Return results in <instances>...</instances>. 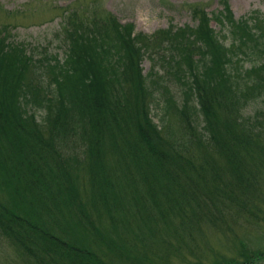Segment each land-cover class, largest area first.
Listing matches in <instances>:
<instances>
[{
  "label": "trees",
  "instance_id": "trees-1",
  "mask_svg": "<svg viewBox=\"0 0 264 264\" xmlns=\"http://www.w3.org/2000/svg\"><path fill=\"white\" fill-rule=\"evenodd\" d=\"M226 2L227 0H219L220 9L212 12L205 11L200 6L191 8L190 15L197 21L193 26L188 23L176 27L167 26L166 29L155 30L151 35L133 32L131 23L120 24L112 14V36L107 35L105 27H93L90 30L83 25L74 26L75 11L74 14L70 11L69 16L73 19L67 23L71 30L65 34L67 41L62 59L53 56L45 60L34 59L32 54H26L20 42L8 39L5 34L6 25H1L0 118L10 106L14 110L23 106H35L45 110L49 126L58 123L70 126L73 124L69 120L73 119L72 114L76 110L78 118L73 119L74 124L78 123L76 126L85 129L89 139L91 135V150L88 149L85 156L90 164L84 170L91 173L92 196L101 195L100 202L96 205L100 210L110 211L116 204L109 201L112 194L120 200L130 195V202L134 203L135 210L140 214L138 221L153 224L170 214L181 216L186 210L189 212L186 207L191 204L199 207L204 203L200 199L201 195H206L211 201L226 197L232 203L231 197H236L233 191L235 185L240 193L245 191L241 184L256 185L258 188L261 185L258 175L264 172V166L258 172L260 166L257 163V157L264 155V107H255L254 115L245 112V106L252 103L253 97L264 98V13L249 11L246 16L235 19ZM212 20L219 26L218 31L209 26ZM227 38L230 40L228 44L225 43ZM243 48L248 51V57L250 51L258 63L240 70L241 60L237 54ZM156 56L168 67L164 69L166 78L153 69L154 65L151 68V74L156 79L160 77L161 81H149L155 87L154 90H158V98L152 95L151 88L145 81L146 76L143 78L138 74L137 65L138 60L144 57H148L152 63ZM43 75H48L46 78L49 84L41 86L39 79ZM168 81L179 86V97L176 98L170 87L164 84ZM118 86L122 87L119 96ZM49 90H53V93L47 96ZM137 92L144 101L141 110H136L139 105V102H135ZM159 98L163 101V114L172 109L173 115L182 118L185 127L177 125L183 128L186 139L190 140L194 136L204 146L201 157H207L210 162L217 158L220 162L219 165L210 166L212 174L206 173L209 167L205 160L204 164H196L197 160L194 161L193 157L183 152L186 149L184 139L181 140L173 130L165 132V128L170 127L153 124L146 116L151 110L148 109L150 103ZM191 110L202 115L200 128L193 125ZM232 114L239 120L238 124L229 122L226 118V115ZM260 114L261 118L258 117ZM5 127L2 126L4 140L9 145L8 148L13 149V153L17 151V162L28 155L26 151H22L25 143L32 145L36 139L41 140L38 133H32L27 127L16 129L19 130V137L8 140L9 130ZM25 130L29 132L25 133ZM56 132L63 135L69 133L67 130ZM82 133L84 132L81 130L79 134ZM32 140L34 141L31 143ZM103 143L101 151H97L98 144ZM206 147H215L216 155L212 154V150H205ZM254 151L256 157L252 154ZM100 152L102 154L98 157ZM115 152L111 161L110 154ZM52 153L50 159L58 161L55 170L59 174L54 182L60 188H51V193H56L57 202L62 194L70 195L72 199L80 198L72 182L70 163L63 159L58 150L53 149ZM107 156L109 157L103 159ZM2 158L0 153V159ZM92 162L97 167L100 166L93 172ZM109 164L112 166L103 171L102 168ZM38 166L40 165L33 166V174L40 170L41 167ZM5 169L6 167L0 166V181L9 178ZM236 169L245 175L240 182L232 174L231 177L225 174L226 171L233 172ZM251 177L257 179L251 181ZM65 184L68 185L64 187ZM2 186L3 192L8 190L5 194L12 190L7 184ZM27 189L28 186L21 185L16 186L13 191L22 195ZM253 200L254 197L251 196L247 201L253 203ZM234 202L237 203V200ZM4 204L0 200V222L7 223L6 234H13L18 241L26 236L25 229L20 226L22 218H19L18 213L11 215L9 211L13 208ZM57 206L60 209L56 215L60 213L63 219L62 205L57 203ZM253 207L247 213L264 219V208ZM259 211L261 214L257 213ZM190 212L187 217L194 221L182 219V225L188 229L191 224L200 223V217L195 215V211L191 209ZM238 212L239 210L236 214ZM75 214L80 219L86 218L84 206H80ZM201 217L210 219V223L215 222L213 215L206 213ZM93 218L92 216L91 219ZM102 218L104 224L100 220L98 223L88 221V225H92L88 236L91 234L97 241L105 236L111 244L109 237L101 232L102 227L109 225L111 217ZM236 239V255L219 256L218 261L219 257L215 256L209 264H264L263 248H251L243 239ZM32 244L39 245L36 241ZM177 248L174 247V250ZM121 249L127 255L126 246ZM79 251L80 255H87V264H105L92 259L88 249L83 247ZM157 252L150 257L142 256L135 264L170 263L168 253L162 250ZM20 253L23 257L29 255L26 250H21Z\"/></svg>",
  "mask_w": 264,
  "mask_h": 264
},
{
  "label": "rangeland",
  "instance_id": "rangeland-1",
  "mask_svg": "<svg viewBox=\"0 0 264 264\" xmlns=\"http://www.w3.org/2000/svg\"><path fill=\"white\" fill-rule=\"evenodd\" d=\"M226 3L231 8L235 19H238L239 16H246L249 11L264 13V0H227ZM196 6L212 12L220 9L221 4L219 0H93V2L92 0H0V26L6 25L5 34H8V38L14 42L21 41L23 48L27 53L32 54L34 59L45 60L52 56L62 59L67 41L65 34L71 30L67 23L73 19L69 16L70 11L73 14L75 11L74 26L83 25L90 30L93 27L101 29L105 27L107 35L112 36L110 35L112 33L110 14H112L120 24L132 22L133 32L151 35L155 30L166 29L167 26L176 27L186 23L193 26L197 21L193 20L190 14L191 8ZM215 23L212 20L209 26L218 31L219 26H216ZM229 41V38L225 39L226 44ZM242 50L237 54L241 60L240 70L248 69L251 64L258 63L250 51L248 57V51L244 48ZM158 57L153 58L154 62L152 63L148 57L138 60L137 63L138 74L143 78L144 75L146 76V84L150 86L154 98H158L160 94H158V90H154L155 87L150 85L149 81L153 83L161 81L160 77L156 79L151 74L152 65H154L153 69L158 70V73L165 78L164 69L168 68L167 64ZM46 77L48 75H43L39 79L42 82L41 86L49 84ZM164 84L170 87L176 98L179 97L177 84L170 81ZM114 90L116 91L115 88ZM121 90L122 87L118 86V96ZM125 90L126 87L123 91ZM44 91H46L45 86ZM49 91V94L53 93V90ZM136 97L135 102H139L136 110H141L144 101H142L139 92L136 93ZM261 106L264 107V98L253 97L252 103L245 106V112L253 114L254 108H261ZM11 107L2 113L4 115H1L0 118V125H5V128L9 130L8 140L19 137V130L16 129L23 127H27L32 133H38L41 140L35 138L34 143H32L34 140L31 141L32 145L25 143L22 151H26L28 155L24 156L25 159L17 162L15 159L17 151L14 149L13 153V149L8 148L9 145L4 140V129L0 126V153L3 156L0 159V166L6 167V175L9 177L0 181V200L8 208H13L9 211L11 215L19 214V218H22L20 226L26 231L24 232L26 236L17 241L13 234L10 236L6 234L7 223L0 222V229L3 231L0 230V264H87V255L78 253L83 247L88 249L92 259H98V262L100 260L105 264H135L142 256L150 257L158 253L157 250L168 253L169 264H209L213 262L215 256L236 255V238L243 239L248 247L264 249V219L258 215L250 216L247 213L249 208H254L253 205L264 208V172L257 174L258 182L261 181L258 188L256 185L241 184L245 191L240 193L237 190L238 186L235 185L233 191L236 197H231L232 203L227 201L226 197L211 201L206 195H201L200 199L204 203L199 207L194 204L187 206L186 209L189 212L186 210L181 216L170 214L164 220H158L157 223H140L138 221L140 214L135 210L134 203L130 202L132 199L130 195H126L122 200L113 194L109 196V201L113 204L116 203L110 211L100 210L96 206L100 202L101 195L92 196L91 173L84 170L90 164L89 160H85V156L88 154V149L91 150V135L89 139L86 137L87 131L76 126L78 123L74 124L73 119L78 118L76 110L73 111V119L69 120L73 125L63 126L62 123H58L51 127L45 110L37 109L35 106H23L18 110ZM148 109H151L149 110L150 116L149 113L146 116L150 118L151 122L158 126L165 124L164 127H170L165 128L164 131L173 130L178 137H181V140L184 139L186 149L183 152L193 157L194 161L197 160L196 164H204L205 160V164L209 167L206 173L212 174L213 170L210 166L219 165L220 162L216 160L217 158L210 162L207 157H201L204 146L194 136L190 140L186 139L187 136L183 134V128L180 127L181 125L185 127L182 118L175 116L176 114L173 115L172 109L169 113L163 114L164 105L161 98L153 100ZM69 111L71 112V110ZM191 112L193 125L200 128L202 115L193 113L192 110ZM258 117L261 118V114ZM226 118L232 123L238 124L239 122L234 114L226 115ZM64 130L69 133L63 135L56 132ZM81 130L84 133L79 134ZM29 131L25 130V133ZM197 136L200 137L199 133ZM104 144H98L96 150L100 149L101 151ZM53 149L58 150V153L63 155V159L70 163L72 182L75 184L74 188L80 194V198L72 199L70 195L62 194V198L57 202L56 193H51V188H60L54 182L59 174L58 170H55L58 161L50 159ZM214 149L205 148V150H212V154L216 155ZM101 154L100 152L97 156L99 157ZM114 154L116 152L110 154L111 161H113ZM252 154L254 157L257 155L256 151ZM257 163L260 166L258 172H261L264 166V155L257 157ZM36 164L41 168L36 174H33L32 168ZM110 166L112 165L109 164L102 170L106 171ZM99 167L92 162L91 172ZM21 170L24 172L21 173ZM225 174L229 177L232 174L239 182L245 176L242 171L237 169L233 172L226 171ZM0 176H2L1 172ZM256 179L251 177L250 180ZM4 184L12 189L6 194L5 192L8 190L3 192L2 185ZM21 185L28 186V189L22 195L15 194L13 189ZM67 185L65 184L64 187ZM63 190L66 191L65 188ZM43 192L45 193L42 194ZM251 196L254 197L253 203L247 201ZM234 200H237V203ZM57 203L62 205L63 219L60 213L56 215L60 209ZM80 206H84L86 218L89 217L87 221L86 218L80 219L75 216ZM191 209L195 211V215L200 217L198 218L200 223L191 224L188 229L182 225V219L192 220L189 216L187 217L190 215ZM93 210L100 212L94 213ZM238 210L239 212L236 214ZM206 213L215 217L214 223H210L208 218L201 217ZM257 213L259 214L260 211ZM92 216L93 219H91ZM104 216H110L111 221L108 220L109 225L105 224L106 227L100 229L112 241L111 244L105 236L98 241L91 234L90 237L88 236V232L91 233L92 229V225H88V221L92 220L94 223H98L100 220L104 224L102 218ZM145 224L147 228H143ZM33 241L39 245L34 246ZM122 246H126L128 249L127 255L125 250L122 251ZM176 246L178 248L174 250ZM21 250H26L29 255L23 257L20 253Z\"/></svg>",
  "mask_w": 264,
  "mask_h": 264
}]
</instances>
